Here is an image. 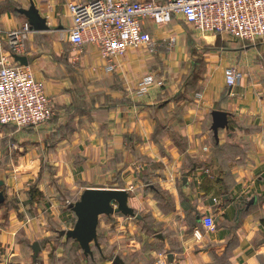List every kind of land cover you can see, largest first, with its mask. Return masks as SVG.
I'll use <instances>...</instances> for the list:
<instances>
[{"label":"crops","instance_id":"crops-1","mask_svg":"<svg viewBox=\"0 0 264 264\" xmlns=\"http://www.w3.org/2000/svg\"><path fill=\"white\" fill-rule=\"evenodd\" d=\"M82 1L0 0V60L5 32L28 22L20 9L34 3L47 18L50 29L30 30L17 54L27 65L9 60L34 72L55 107L37 126L0 124V264H55L58 238L79 264H264V36L202 34L181 13L148 17L155 50L108 61L95 43L69 39L68 4ZM230 67L242 75L233 86ZM216 110L228 114L218 137ZM88 188L128 191L136 213L101 215L92 257L61 234Z\"/></svg>","mask_w":264,"mask_h":264},{"label":"built area","instance_id":"built-area-1","mask_svg":"<svg viewBox=\"0 0 264 264\" xmlns=\"http://www.w3.org/2000/svg\"><path fill=\"white\" fill-rule=\"evenodd\" d=\"M68 7L73 16L70 41L77 47L87 41L95 43L100 55L108 61L134 46L146 44L149 50H155L152 37L143 28L142 21L148 17L166 22L173 13H181L202 34H226L246 40L264 36V0H87L70 2ZM30 30L27 22L21 29L5 32L9 51L0 60V124L3 125L33 127L49 121L55 114L44 83L28 66L9 60L14 53L25 50ZM241 76L235 67L226 70L230 86ZM153 81V76L144 79L139 84V93H146ZM203 221L208 229L216 227L210 215H205Z\"/></svg>","mask_w":264,"mask_h":264},{"label":"water","instance_id":"water-1","mask_svg":"<svg viewBox=\"0 0 264 264\" xmlns=\"http://www.w3.org/2000/svg\"><path fill=\"white\" fill-rule=\"evenodd\" d=\"M20 12L26 15L30 29L35 31L48 30L47 18L42 17L35 4L32 3L29 9H20ZM14 58L22 64L27 65L28 61L24 56L15 54ZM228 114L222 111H214L213 130L218 137L219 128L227 127ZM129 193L122 189L107 188H88L79 201L72 209L77 215V222L74 228L62 230L61 234L67 238L77 240L86 255H93L91 244L99 247L98 225L101 215H112L114 213H123L124 215L135 216L134 209L128 204ZM4 195L0 192V204L4 202ZM34 261L37 260L41 251V245L36 243L33 247ZM118 260V259H117Z\"/></svg>","mask_w":264,"mask_h":264},{"label":"rangeland","instance_id":"rangeland-1","mask_svg":"<svg viewBox=\"0 0 264 264\" xmlns=\"http://www.w3.org/2000/svg\"><path fill=\"white\" fill-rule=\"evenodd\" d=\"M248 41V40H246ZM56 238H58L56 236ZM55 243L54 248L58 253L63 254V256H56L55 255V264H79L80 261L76 260V257L74 256V249L69 248L65 246V244L62 242L60 238L53 240ZM89 264V263H88Z\"/></svg>","mask_w":264,"mask_h":264},{"label":"trees","instance_id":"trees-1","mask_svg":"<svg viewBox=\"0 0 264 264\" xmlns=\"http://www.w3.org/2000/svg\"><path fill=\"white\" fill-rule=\"evenodd\" d=\"M89 256H91V257H92L93 255H89Z\"/></svg>","mask_w":264,"mask_h":264}]
</instances>
